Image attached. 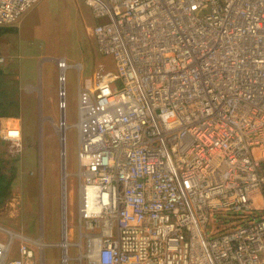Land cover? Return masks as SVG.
I'll return each instance as SVG.
<instances>
[{
	"label": "built area",
	"instance_id": "built-area-1",
	"mask_svg": "<svg viewBox=\"0 0 264 264\" xmlns=\"http://www.w3.org/2000/svg\"><path fill=\"white\" fill-rule=\"evenodd\" d=\"M40 1L0 0V26ZM83 1L114 71L81 84L56 59L64 131L65 72L79 79L77 241L62 215L61 264L69 246L79 264H264V0ZM224 215L233 228L208 230ZM0 234V264H43L52 245Z\"/></svg>",
	"mask_w": 264,
	"mask_h": 264
},
{
	"label": "rangeland",
	"instance_id": "rangeland-1",
	"mask_svg": "<svg viewBox=\"0 0 264 264\" xmlns=\"http://www.w3.org/2000/svg\"><path fill=\"white\" fill-rule=\"evenodd\" d=\"M50 1L57 7L62 0ZM65 1L70 8L77 9V0ZM81 2L83 3V0ZM35 6L25 14L35 9ZM45 7L47 6H41L34 13L27 14L29 18L21 23L22 25L18 23L21 20L9 24L4 28L7 31L0 36V57L3 58L4 64L8 63L5 64V67L16 74L13 78L17 80L20 90L24 89L32 94L29 99L18 93L15 94L19 104V107L14 110L17 115L11 120H8V118L0 120V137L5 139L8 137L7 131L10 128H16L19 132L20 142V146H15V144L13 146L11 141L8 140L6 147L4 146L6 152L10 151L12 155L17 157V160L12 164L14 171L11 191L6 200L0 204V226L23 233L31 239H38L40 226L43 240L52 244L44 248V264H61L62 251L56 244L62 238V215L66 216L70 232L73 231L69 242L77 241L76 128L71 125L77 119L79 79L76 69L70 68L65 72V80L63 81L65 108L63 114L64 122L69 127L65 131V142L62 141L61 143L64 131L60 124L63 115L59 108L58 70L57 65L54 64L57 58L52 56L50 59H53L54 62L52 60L47 61L45 59L47 54L39 52L36 62L38 61L40 67L32 69L29 63L30 59L24 60L20 57L30 55L29 51L26 50L32 48V42L27 41L31 38L33 43L35 40L55 41L54 47L59 48V52L60 50L62 52V48L66 47V44L64 45L63 40L60 39L58 46L55 38H61L68 31L67 36L69 39L67 42L69 43L71 38L72 44L75 45L77 41L74 39L80 35V29L78 26L74 27L75 20L68 10H60L58 12L53 11L52 14L54 15L50 16L51 20L54 17L53 25H56V27L59 25L57 22H62V19L64 22L58 29H55L56 36L38 35L41 30H37L35 26H39V20L42 21V13ZM36 15L38 16L36 17ZM92 22L95 23V20ZM34 24L36 25L32 27ZM87 27H89V24L84 27L85 30L81 27L83 33L80 37V45L76 50V55L73 57L67 55L68 62L75 63L79 61L82 63L81 84L85 79L91 80L92 75L99 71L101 67L104 71H114L101 65L104 64L113 69V58L99 52L95 38L85 34V32H89ZM37 28L39 29V27ZM29 33L32 36L28 35ZM21 36L26 38V49L20 47V41L25 40L21 39ZM98 67L99 70H97ZM34 76H36V80H28ZM20 102L21 104L24 103L21 107ZM28 103L29 107L27 106ZM9 111L12 112L13 110L10 109ZM1 145L2 142L0 141V147ZM64 172L66 175L65 178H62ZM227 218L230 219V216L214 217L209 223L208 230L228 227L226 224ZM0 240L5 241L2 234H0ZM35 243H39V241ZM36 251H38L37 248H35V253L38 256ZM75 251L76 249L73 246L68 247L69 260L66 261V264H79L75 258ZM81 264L83 263L81 262Z\"/></svg>",
	"mask_w": 264,
	"mask_h": 264
},
{
	"label": "crops",
	"instance_id": "crops-1",
	"mask_svg": "<svg viewBox=\"0 0 264 264\" xmlns=\"http://www.w3.org/2000/svg\"><path fill=\"white\" fill-rule=\"evenodd\" d=\"M41 6H47V7H45V9H43L44 11H43V13H42V21L41 20H39V26L37 25V26H35L36 24H34V25H32V27H36V29L37 30H41L40 31V34H38V35H41V36H48V35H52V36H56V33H55V29L57 28L58 29V27L59 26H61L64 22H63V19L61 20L62 22H57L59 25H57L58 27H56V25H53V20H54V17L52 18V20H51V18H50V16H52V15H54V14H52V12L54 11V12H58V11H60V10H68L69 11V13L71 14V16L73 17V19L75 20V24H74V27L75 26H78L79 27V29H80V35L77 37V38H75L74 40H76L77 41V43L75 44V45H73L72 44V39L70 38V40H69V43L67 42L68 41V39H69V37L67 36V32L65 31V29H64V26H63V29H64V31L66 32V34H63V36L61 37V38H55V40H56V44H58V46H59V40L61 39V41L64 43V45L66 44V47H64V48H62L63 49V51L61 52V50H60V52H59V48H56V47H54L55 46V41H46V40H35L34 41V43H33V39L31 38V39H29V40H27V41H29L30 43L32 42V48L31 49H29V50H26V51H29V53H30V55L28 56V57H25L24 55L23 56H21L20 58L21 59H30V64H31V68L32 69H34V68H38V67H40V65H39V63H38V61L36 62V58L38 57V53L39 52H44L43 54H47V56L45 57V59L47 60V61H53L54 62V60L53 59H50V57H52V56H56V58H58V57H65L66 58V60H68L67 59V55L68 56H71V57H73V56H75L76 55V50L78 49V46L80 45V37H81V34L83 33V31L81 32V27H86V26H88V24H89V27H87V29H89V32H90V34H89V32L87 33V32H85V34H87V35H91L92 37H94L93 36V34H92V25L93 24H95L94 22H92V21H94L95 19L93 18V16H92V14H91V12H90V10H89V8L87 7V6H85V4H84V1H83V3L81 2V0H77V9H72V8H70L67 4H66V1L65 0H62L59 4H58V6L56 7V6H54V3H52L50 0H41L35 7V9H33L32 11H30V12H28L27 14H30V13H34L38 8H40ZM85 6V7H84ZM34 8V7H33ZM27 14H25V16L23 17V18H21L20 20H21V22L20 21H18V23H24V21H26L29 17H28V15ZM88 15H89V17H88ZM31 16H32V14H31ZM35 16V15H34ZM38 15H36V17H37ZM76 19H77V21H76ZM95 22H96V20H95ZM22 25V24H21ZM37 27H39V29L37 28ZM78 29V30H79ZM91 29V30H90ZM84 30H85V28H84ZM63 31V32H64ZM28 35H31L32 36V34H28ZM22 37V36H21ZM67 38V39H66ZM21 39H25V40H21ZM20 40V44H21V48H23V49H26L25 48V43H26V38H21ZM79 43V44H78ZM34 45V46H33ZM74 46H75V48H74ZM77 47V48H76ZM20 56V55H19ZM45 61V60H44ZM69 61V60H68ZM69 63H71V62H69ZM75 63H78L79 65H80V67H81V70H82V63L81 62H79V61H77V62H75ZM74 63V64H75ZM6 65L8 64L7 62L5 63ZM54 64H55V62H54ZM72 64V63H71ZM5 65V66H6ZM101 65H103L104 67H106V68H108V69H111V70H114V68L112 69V68H109V67H107L106 65H104V64H101ZM113 66H114V62H113ZM100 67V66H99ZM99 67H98V69L97 70H99ZM102 68V67H101ZM103 69V68H102ZM11 71V70H10ZM82 72V71H81ZM96 74V72L92 75V76H94ZM36 76H34V77H30L28 80L30 81L31 79L32 80H36V78H35ZM18 87V94H20V95H22V97H24V98H26V99H29L30 98V96L32 95L31 93H28V92H26L24 89H22V91L20 90V87H19V85L17 86ZM36 95V94H35ZM24 105V103H22V104H20V107L21 106H23ZM28 107H29V103H28V105H27ZM14 117V116H13ZM13 117H8V120H11ZM7 119V118H6ZM12 127V126H11ZM63 178V177H62ZM61 187H62V184H61ZM35 188H36V186H35ZM61 207H62V195H61ZM37 211V210H36ZM35 211V212H36ZM40 221H41V219H39ZM39 230L40 231H42V229L40 228V226H39ZM69 232H70V230H69ZM73 232V231H72ZM72 232H70L71 234H72ZM42 238H43V235H42ZM44 241V240H43ZM45 242V241H44ZM37 252V251H36ZM42 257H43V264H44V251H42Z\"/></svg>",
	"mask_w": 264,
	"mask_h": 264
},
{
	"label": "trees",
	"instance_id": "trees-1",
	"mask_svg": "<svg viewBox=\"0 0 264 264\" xmlns=\"http://www.w3.org/2000/svg\"><path fill=\"white\" fill-rule=\"evenodd\" d=\"M6 26H0V36L2 33L7 31L4 29ZM5 64L0 65V120L8 117L16 116V108L19 107L18 100L15 94L18 92L17 80L13 78L16 74L9 71ZM14 95V96H13ZM15 97V98H14ZM21 104V102H20ZM13 110L12 112L9 110ZM2 145L0 147V204L3 203L11 191V186L13 185V162L17 160L15 155H12L10 151L5 150L7 139L0 137ZM5 146V147H4ZM11 153V154H10ZM9 169V170H8ZM232 218V217H230ZM226 224L228 229L233 228L236 222L232 219H226Z\"/></svg>",
	"mask_w": 264,
	"mask_h": 264
},
{
	"label": "bare ground",
	"instance_id": "bare-ground-1",
	"mask_svg": "<svg viewBox=\"0 0 264 264\" xmlns=\"http://www.w3.org/2000/svg\"><path fill=\"white\" fill-rule=\"evenodd\" d=\"M20 20V19H19ZM10 135H16L17 132H16V128H10V132H9ZM9 170V169H8Z\"/></svg>",
	"mask_w": 264,
	"mask_h": 264
},
{
	"label": "flooded vegetation",
	"instance_id": "flooded-vegetation-1",
	"mask_svg": "<svg viewBox=\"0 0 264 264\" xmlns=\"http://www.w3.org/2000/svg\"><path fill=\"white\" fill-rule=\"evenodd\" d=\"M64 131V130H63ZM62 135H65V131L63 132V134Z\"/></svg>",
	"mask_w": 264,
	"mask_h": 264
}]
</instances>
